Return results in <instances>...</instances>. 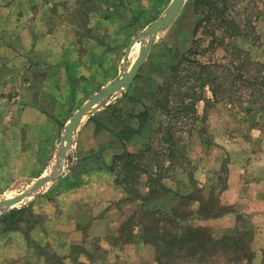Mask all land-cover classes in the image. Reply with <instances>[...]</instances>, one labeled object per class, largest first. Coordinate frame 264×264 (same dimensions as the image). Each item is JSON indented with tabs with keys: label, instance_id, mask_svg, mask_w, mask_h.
<instances>
[{
	"label": "rangeland",
	"instance_id": "obj_1",
	"mask_svg": "<svg viewBox=\"0 0 264 264\" xmlns=\"http://www.w3.org/2000/svg\"><path fill=\"white\" fill-rule=\"evenodd\" d=\"M173 1L0 0V201L57 174L0 214V264H66L69 239L90 250L142 242L134 264L250 263L249 216L223 236L220 218L239 212L226 192L232 169L264 164V0H186L132 83L66 138L77 111L131 70ZM30 91L46 117L27 107ZM96 163L123 190L102 206L111 231L97 240L85 235L95 201L83 202L96 195ZM60 227L83 234L50 235ZM200 231L203 245L191 235ZM185 234L194 241L173 244Z\"/></svg>",
	"mask_w": 264,
	"mask_h": 264
},
{
	"label": "crops",
	"instance_id": "obj_2",
	"mask_svg": "<svg viewBox=\"0 0 264 264\" xmlns=\"http://www.w3.org/2000/svg\"><path fill=\"white\" fill-rule=\"evenodd\" d=\"M32 92L33 91H30V101L27 107L29 109H32L34 113L40 114L41 117H46L47 114L44 112L42 105L39 103L40 99H38L42 97V94H38V92L36 94H33ZM26 111L27 110H19L18 116H24ZM23 122H25L23 121V119L22 121L20 120V124H23ZM4 135L5 134L0 133V137ZM2 144L3 143L0 138V166L4 165L3 162H1V157H3L2 155H4L1 150ZM16 156H18V154H16ZM110 166L111 165H99L98 163H96L95 169L93 171L96 172V178L92 182L90 181L91 185H94L96 189V195L92 198H89V196L85 197V199L83 200L84 203L93 200L95 201L96 205L94 213H92V216L87 219L90 221V225L85 229V231H88L85 234L86 237L97 236V238L100 239L98 237L101 236L100 234L106 236L110 234L111 229L109 228V226L111 223V218L108 217V214L100 212H103L102 206H109L113 203H117L121 193L123 192L122 187H120V185H118V183L115 182L114 179L113 181H110L108 179V174L106 173H108V168H111ZM248 166L251 167V172L253 174H250L247 167L243 168L241 166H237L232 169L229 179L230 185L228 186L226 192H229V194L232 195V204H237L236 208L239 210V212L224 213V215L220 218V221L222 222L220 235L223 236V234H225L226 232L230 233V228H232V226H234L235 224H239L242 217L238 215L239 213L242 212L243 214H247L249 216V218L246 219L247 224H249L251 228H253L252 235L250 236L251 239L249 249L251 253H254V256L251 258V260L249 261L250 263L248 264H264V164L259 165L257 161H255L254 164ZM1 169L2 167H0V170ZM11 170H13L12 172L16 174H20L21 171L16 167H12ZM2 174L4 176V172H2ZM2 174L0 172V188L5 187V178L2 176ZM109 183H111L114 188L111 197H109L110 195L108 194ZM240 204L244 205L243 209H241ZM114 215H116V213H114ZM120 217L121 216L118 215V217H115V219H120ZM101 221H104V224L106 225V230L104 231L99 228ZM238 231L240 232L239 228ZM97 232H100V234ZM54 233L60 236H66L68 234L69 236H78L83 234L82 231L66 227H60L58 231L52 232L50 235H53ZM137 238L139 241H142L141 235H138ZM114 240H116V238H114ZM75 242L76 241L74 239H69L61 242V245L64 246L62 248L71 249V253L67 255L68 258L65 261L66 264H134V261L132 260L138 259V253L140 251H143L145 247L142 242H136L132 244L128 243L127 241L124 242L121 241V239H117L114 243L110 244H104L101 240H99V243L98 241H96L94 249L90 250L86 249L87 243H85V247L79 249ZM120 243L123 246H121ZM77 248L80 252L77 251ZM99 251L102 252V257L98 258V260L96 261V257L98 256L97 254H99ZM133 251L136 253L135 257H133L132 255ZM77 252L79 254H75ZM127 252L129 254H127ZM89 256L91 258H89ZM6 264H15V261H13V263L11 261H6ZM45 264H48L47 260L45 261Z\"/></svg>",
	"mask_w": 264,
	"mask_h": 264
},
{
	"label": "water",
	"instance_id": "obj_3",
	"mask_svg": "<svg viewBox=\"0 0 264 264\" xmlns=\"http://www.w3.org/2000/svg\"><path fill=\"white\" fill-rule=\"evenodd\" d=\"M186 0H174L171 4L168 12L165 16L155 21L144 33V35L148 36L149 39L147 41L146 46L142 49L139 58L136 63L133 65L131 70L125 72L120 78L116 79L112 83H110L107 87H105L99 94H97L94 98L89 100L83 107H81L75 116L71 119L68 127H67V140L72 139V134L75 128L82 122L86 114L90 111V109L94 108L95 104L102 105L106 98H108L113 93L118 90L124 89L128 85L132 83V81L137 77L142 65L144 64L146 57L152 47L154 39L159 35L160 32L167 30L170 28L176 19L181 14ZM67 150V146L63 148L62 155H65ZM57 177V174H52L47 177L40 179L36 184H34L28 191L23 192L19 195H16L12 198H5L0 201V214H2L3 210L9 208L22 200L28 195L34 194L37 190H39L44 184H47L51 180Z\"/></svg>",
	"mask_w": 264,
	"mask_h": 264
},
{
	"label": "trees",
	"instance_id": "obj_4",
	"mask_svg": "<svg viewBox=\"0 0 264 264\" xmlns=\"http://www.w3.org/2000/svg\"><path fill=\"white\" fill-rule=\"evenodd\" d=\"M191 235L199 236V235H201V231L196 233V234L191 233ZM178 237H179L178 239L174 240L173 244H175V245L181 244V246H184L186 243L194 241L193 238H191L190 236L187 237L186 234H185V236L184 235L183 236L179 235ZM197 242H199L201 245L205 244V241H203L201 239V236L198 237V241Z\"/></svg>",
	"mask_w": 264,
	"mask_h": 264
},
{
	"label": "bare ground",
	"instance_id": "obj_5",
	"mask_svg": "<svg viewBox=\"0 0 264 264\" xmlns=\"http://www.w3.org/2000/svg\"><path fill=\"white\" fill-rule=\"evenodd\" d=\"M56 168H58V167H56ZM33 194V193H32ZM28 195L27 197H25L24 198V200H22L21 202H26V201H28V200H30L32 197H33V195ZM10 197H13V195H11ZM20 203V202H19Z\"/></svg>",
	"mask_w": 264,
	"mask_h": 264
}]
</instances>
